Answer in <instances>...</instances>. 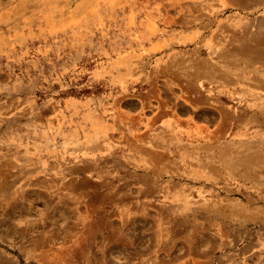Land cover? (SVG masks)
<instances>
[{"label": "rangeland", "instance_id": "1", "mask_svg": "<svg viewBox=\"0 0 264 264\" xmlns=\"http://www.w3.org/2000/svg\"><path fill=\"white\" fill-rule=\"evenodd\" d=\"M89 1L0 0V264H264V73L191 61L264 33V0Z\"/></svg>", "mask_w": 264, "mask_h": 264}, {"label": "bare ground", "instance_id": "2", "mask_svg": "<svg viewBox=\"0 0 264 264\" xmlns=\"http://www.w3.org/2000/svg\"><path fill=\"white\" fill-rule=\"evenodd\" d=\"M80 1V0H79ZM89 1V0H88ZM94 0H90L89 2L91 3V2H93ZM99 1H101V0H99ZM103 2H104V5L106 6V7H109V10L110 9H112L117 3H119L120 2V0H102ZM142 1V0H141ZM166 1V0H165ZM254 1V0H253ZM14 2V1H13ZM83 2V1H82ZM139 2V1H138ZM172 2V1H171ZM186 2H188V1H186ZM193 2V1H192ZM215 2V1H214ZM233 2H235V1H233ZM182 3V2H181ZM222 3V2H221ZM236 3V2H235ZM249 3H250V1H249ZM253 3V2H252ZM89 4V3H88ZM168 4V3H167ZM166 4V5H167ZM217 4V3H216ZM247 4V3H246ZM67 5V4H66ZM69 5V4H68ZM86 5V4H85ZM118 5V4H117ZM127 5V4H126ZM194 5V4H193ZM196 5V4H195ZM212 5V4H211ZM258 5V4H257ZM59 6V5H58ZM76 6V5H75ZM155 6V5H154ZM168 6V5H167ZM236 6V5H235ZM102 7V6H101ZM100 7V8H101ZM140 7V6H139ZM177 7V6H176ZM182 7V6H181ZM192 7V6H191ZM223 7V6H222ZM247 7V6H246ZM61 8V7H60ZM84 8V7H83ZM129 8V7H128ZM128 8H127V10H128ZM136 8V7H135ZM157 8V7H156ZM155 8V9H156ZM183 8H184V6H183ZM236 8V7H235ZM65 9V8H64ZM151 9V8H150ZM165 9V8H164ZM217 9V8H216ZM263 9V8H262ZM117 10V9H116ZM160 10V9H159ZM181 10V9H180ZM185 10V9H184ZM229 10V9H228ZM131 11V10H130ZM147 11V10H146ZM145 11V12H146ZM60 12V11H59ZM142 12V11H141ZM226 12V11H225ZM61 13V12H60ZM184 13V12H183ZM241 13V12H240ZM263 13V12H262ZM108 14V13H107ZM136 14V13H135ZM139 14V13H138ZM144 14V13H143ZM185 14V13H184ZM189 14V13H188ZM224 14V13H223ZM239 14V13H238ZM243 14V13H242ZM246 14H247V12H246ZM3 15V14H2ZM162 15H163V13H162ZM162 15H161V17H162ZM251 15V14H250ZM4 16V15H3ZM229 16H231V15H229ZM255 16V15H254ZM166 17V16H165ZM243 17V16H242ZM202 18V17H201ZM228 18V17H227ZM260 18V17H259ZM206 19V18H205ZM248 19V18H247ZM171 20V19H170ZM180 20V19H179ZM151 20H150V18H147L143 23H142V28H140V32L138 33V35L139 34H141V36L142 37H144V36H149L150 34H153L154 33V26H153V24L150 22ZM155 21V20H154ZM185 21V20H184ZM191 22H192V19L190 20ZM204 21V20H203ZM206 21V20H205ZM258 21H259V19H258ZM85 22V21H84ZM189 22V21H188ZM209 22V21H208ZM242 22V21H241ZM81 23V22H80ZM88 23V22H87ZM113 23V22H112ZM185 23V22H184ZM207 23V22H206ZM116 24V23H115ZM135 24V23H134ZM177 24V23H176ZM195 24V23H194ZM237 24V23H236ZM89 25V24H88ZM175 25V24H174ZM168 26H169V24H168ZM167 26V27H168ZM190 26V25H189ZM222 26V25H221ZM233 26V25H232ZM9 27V26H8ZM85 27V26H84ZM165 27V26H164ZM223 28V27H222ZM225 28V27H224ZM243 28V27H242ZM11 29V28H10ZM82 29V28H81ZM160 29H161V27H160ZM215 29V28H214ZM216 30V29H215ZM231 30V29H230ZM259 30V29H258ZM185 31V30H184ZM225 31H227V30H225ZM232 31H233V28H232ZM247 31V28L245 27V28H243V33L242 34H240V37L239 36H234L235 38H234V40H232V42H229L228 43V47H227V45H226V47H224L222 50H220L219 52L218 51H215V49L213 50V49H210L208 52H207V55H208V60L207 59H205V60H203L202 58H200L199 57V55H197L196 54V56L191 60V61H193L194 62V64L196 65V70L197 71H199V70H201V71H199V72H202V69L204 68V67H206V66H208V67H210L211 68V70H212V72H211V74H205L204 72H202V75L204 76V77H209V78H211L212 80H215L217 83H222V84H224V83H231V82H233L234 80L232 79V78H229V77H226L224 74L226 73V67H227V65H234V64H236V63H240V69L237 71L238 72V74H240V75H248V74H250V73H253V72H255V73H264V33L263 32H258L257 33V35L256 36H254V35H247V34H245L244 32H246ZM176 32V31H175ZM101 33H102V31H101ZM100 33V34H101ZM114 33V32H113ZM159 33V32H158ZM201 33V32H200ZM227 33V32H226ZM263 33V34H262ZM251 34V33H250ZM105 35V34H104ZM138 35H136L137 37H138ZM186 35V34H185ZM228 36V35H227ZM232 36V35H231ZM225 37V36H224ZM146 38V37H145ZM163 38V37H162ZM184 38V37H183ZM189 38V37H188ZM205 38H207V37H205ZM223 37H221L220 38V40L219 41H221L222 42V39ZM202 39V38H201ZM200 39V40H201ZM229 39V38H228ZM231 39V38H230ZM162 40V39H161ZM206 40H208V39H206ZM105 41V40H104ZM120 41V40H119ZM203 41V40H202ZM219 41H216L215 43L216 44H218V42ZM109 43V42H108ZM197 44V43H196ZM195 44V45H196ZM202 44V43H201ZM207 44V43H206ZM170 45V44H169ZM103 46V45H102ZM158 46V43L157 42H152V43H149L148 44V47L147 48H145L144 49V51L146 50H154L156 47ZM177 46V45H176ZM213 46V45H212ZM223 47V46H222ZM173 48V47H172ZM205 48V47H204ZM108 49V48H107ZM166 49V48H165ZM182 50V49H181ZM105 51V50H104ZM205 51V50H204ZM101 52V51H100ZM99 52V53H100ZM106 52V51H105ZM178 52V51H177ZM163 53V52H162ZM173 53H175V52H173ZM184 53V52H183ZM190 53V52H189ZM203 53V52H202ZM156 54V53H155ZM175 54H177V53H175ZM185 54V53H184ZM190 54H192V52L190 53ZM194 54V53H193ZM192 54V55H193ZM190 56V55H189ZM151 57V56H150ZM109 58V57H108ZM167 58V57H166ZM174 59V58H173ZM179 59V58H178ZM142 60H144V59H142ZM155 60V59H154ZM164 60V59H163ZM170 60V59H169ZM172 60V59H171ZM175 60H177V59H175ZM141 62V61H140ZM187 62V61H186ZM192 62V63H193ZM213 62H215V63H218L220 66L218 67V65H216V66H214L213 65ZM138 63V62H137ZM181 63V62H180ZM190 63L191 62H189V65H190ZM136 64V63H135ZM141 64V63H140ZM173 64V63H172ZM251 64H254V65H258L259 66V69L257 70V71H254V70H252V69H250V65ZM114 65V64H113ZM120 65V64H119ZM149 65V64H148ZM171 65V64H170ZM188 65V64H187ZM116 66V65H115ZM141 66V65H140ZM194 66V65H193ZM129 67V66H128ZM132 67V66H131ZM138 67V66H137ZM171 67V66H170ZM115 68V67H114ZM122 68V67H121ZM151 68V67H150ZM172 68V67H171ZM181 68V67H180ZM256 68V67H255ZM111 69H112V67H111ZM162 69V68H161ZM167 69V68H166ZM192 69V68H191ZM235 69V68H234ZM120 70V69H119ZM146 70V69H145ZM172 70V69H171ZM194 70V69H193ZM204 70V69H203ZM121 71L123 72V70L121 69ZM140 71V70H139ZM143 71V70H142ZM179 71V70H178ZM185 71V70H184ZM205 71V70H204ZM233 71H235V70H233ZM120 72V71H119ZM125 72V71H124ZM173 72V71H172ZM176 72V71H175ZM174 73V72H173ZM197 73V72H196ZM209 73V72H208ZM152 74V73H151ZM201 74V73H200ZM156 75V74H155ZM172 75V74H171ZM174 75V74H173ZM177 75V74H176ZM179 75V74H178ZM210 75V76H209ZM164 76V75H163ZM254 76V75H253ZM147 77V76H146ZM175 77V76H174ZM194 77V76H193ZM196 77V76H195ZM245 77V76H244ZM152 78V77H151ZM165 78V77H164ZM189 78V77H188ZM194 79V78H193ZM146 80V79H145ZM144 80V81H145ZM149 80V79H148ZM147 80V81H148ZM159 80V79H158ZM203 80V79H202ZM200 81V80H199ZM198 81V82H199ZM182 82V81H181ZM190 82V81H189ZM196 82V81H195ZM142 83V82H141ZM242 83H243V81H242ZM241 83V84H242ZM181 84V83H180ZM141 86V85H140ZM250 86H251V84H250ZM252 86H259V85H252ZM152 87V86H151ZM245 87H246V85H245ZM260 87V86H259ZM197 88V87H196ZM128 89H129V87H128ZM131 89V88H130ZM141 90V89H140ZM221 90V89H220ZM7 91V90H6ZM158 91V90H157ZM183 91H184V89H183ZM215 91V90H214ZM230 91V90H229ZM212 92V91H211ZM222 92V91H221ZM226 92V91H225ZM245 92V91H244ZM249 92V91H248ZM253 92V91H252ZM263 92V91H262ZM9 93V92H8ZM154 93V92H153ZM209 93V92H208ZM2 94V93H1ZM129 94V93H128ZM179 94V93H178ZM231 94V93H230ZM4 95V94H3ZM139 95V94H138ZM222 95V94H221ZM220 95V96H221ZM244 95V94H243ZM250 95H251V93H250ZM226 96V95H225ZM229 96V95H228ZM233 96V95H232ZM245 96V95H244ZM253 96V95H252ZM252 96H251V98H252ZM158 97V96H157ZM213 97V96H212ZM234 97V96H233ZM247 97V96H246ZM255 97V96H254ZM160 98V97H159ZM222 98V97H221ZM229 98V97H228ZM257 98V97H256ZM219 99V98H218ZM235 99V98H234ZM239 99V98H238ZM246 99V98H245ZM216 100V99H215ZM154 101V100H153ZM162 101V100H161ZM217 101V100H216ZM237 101H239V100H237ZM260 102V101H259ZM225 103V102H224ZM155 104V103H154ZM164 104V103H163ZM148 105V104H147ZM259 105V104H258ZM264 105V104H263ZM259 106H261V105H259ZM150 107V106H149ZM149 109V108H148ZM165 109V108H164ZM250 109V108H249ZM4 110V109H3ZM242 111H243V109H242ZM262 111V110H261ZM125 112V111H124ZM264 112V111H263ZM7 113V112H6ZM238 113H239V111H238ZM241 113V112H240ZM138 114V113H137ZM137 114H135V117H136V115ZM152 114V113H151ZM256 114V113H255ZM262 114V113H261ZM128 115V114H127ZM164 115V114H163ZM190 115V114H189ZM260 115V114H259ZM113 116V115H112ZM123 116V115H122ZM142 116V115H141ZM207 116V115H206ZM7 117V116H6ZM119 117V116H118ZM133 117V116H132ZM131 117V118H132ZM135 117H133V118H135ZM176 117V116H175ZM191 117V116H190ZM260 117V116H259ZM11 119V118H10ZM152 119V118H151ZM165 119H167V118H165ZM135 120V119H134ZM154 120H155V118H154ZM5 121V120H4ZM7 121V120H6ZM129 121V120H128ZM133 121V120H132ZM141 121V120H140ZM146 121H148V120H146ZM158 121V120H157ZM131 122V121H130ZM138 122V121H137ZM150 122V121H149ZM156 122V121H155ZM194 122V121H193ZM135 123V122H134ZM145 123V122H144ZM248 123V122H247ZM246 123V124H247ZM105 124H106V122H105ZM110 124V123H109ZM148 124V123H147ZM197 124V123H196ZM255 124H257V122L255 123ZM132 125V124H131ZM130 125V126H131ZM198 125V124H197ZM240 125V124H239ZM79 126V125H78ZM81 126V125H80ZM96 126L99 128L101 125H99V123L98 124H96ZM104 126V125H103ZM138 126V125H137ZM149 126V125H148ZM194 126V125H193ZM192 126V127H193ZM238 126V125H237ZM248 126V125H247ZM260 126V125H259ZM13 127V126H12ZM86 127V126H85ZM95 127V126H94ZM96 127V128H97ZM82 128V127H81ZM88 128V127H87ZM103 128V127H102ZM150 128V127H149ZM167 128V127H166ZM200 128V127H199ZM206 128V127H205ZM253 128V127H252ZM259 128V127H258ZM93 129V128H92ZM152 129V128H151ZM151 129H149V130H151ZM174 129V128H173ZM198 129V128H197ZM241 129V128H240ZM83 130V129H82ZM87 130V129H86ZM107 130V129H106ZM111 130V129H110ZM136 130V129H135ZM140 130V129H139ZM159 130H160V128H159ZM184 130V129H183ZM182 130V131H183ZM103 131V130H102ZM112 131V130H111ZM180 131H181V129H180ZM179 131V132H180ZM188 131H190V129L188 130ZM200 131V130H199ZM212 131V130H211ZM77 132V131H76ZM76 132H75V134H76ZM83 132V131H82ZM104 132V131H103ZM176 132V131H175ZM70 133V132H69ZM136 133V132H135ZM134 133V134H135ZM156 133V132H155ZM154 133V134H155ZM202 133V132H201ZM228 133V132H227ZM250 133V132H249ZM4 134V133H3ZM101 134V133H100ZM258 134V133H257ZM5 135H6V133H5ZM70 135V134H69ZM87 135V134H86ZM113 135V134H112ZM148 135V134H147ZM179 135V134H178ZM247 135V134H246ZM256 135V134H255ZM110 136V135H109ZM134 136V135H133ZM146 136V135H145ZM182 136V135H181ZM198 136V135H197ZM254 136V135H253ZM264 136V135H263ZM177 137V136H176ZM236 137V136H235ZM242 137V136H241ZM248 137V136H247ZM6 138H8V137H6ZM77 138V137H76ZM183 138V137H182ZM188 138V137H187ZM206 138V137H205ZM238 138V137H237ZM69 139V138H68ZM100 139V138H99ZM102 139V138H101ZM127 139V138H126ZM156 139V138H155ZM162 139V138H161ZM197 139V138H196ZM71 140H73V139H71ZM94 140V139H93ZM96 140V139H95ZM103 140V139H102ZM187 140V139H186ZM192 140V139H191ZM201 140V139H200ZM222 140V139H221ZM101 141V140H100ZM107 141V140H106ZM126 141V140H125ZM188 141V140H187ZM215 141V140H214ZM61 142V141H60ZM109 142V141H108ZM182 142V141H181ZM212 142V141H211ZM18 143V142H17ZM99 143V142H98ZM200 143V142H199ZM207 143V142H206ZM209 143V142H208ZM22 144V143H21ZM62 144V143H61ZM93 144H95V143H93ZM194 144V143H193ZM228 144V143H227ZM25 145V144H24ZM82 145V144H81ZM88 145V144H87ZM175 145V144H174ZM190 145V144H189ZM202 145H203V143H202ZM117 146V145H116ZM192 146H194V145H192ZM197 146V145H196ZM229 146V145H228ZM2 147V146H1ZM7 147V146H6ZM24 147V146H23ZM62 147V146H61ZM94 147V146H93ZM154 147V146H153ZM187 147V146H186ZM185 147V148H186ZM198 147V146H197ZM48 148V147H47ZM51 148V147H50ZM49 148V149H50ZM73 148V147H72ZM127 148V147H126ZM230 148V147H229ZM5 149H7V148H5ZM44 149V148H43ZM54 149V148H53ZM122 149V148H121ZM16 150V149H15ZM69 150H70V148H69ZM114 150V149H113ZM168 150V149H167ZM39 151V150H38ZM55 151H57V150H55ZM115 151V150H114ZM120 151V150H119ZM178 151V150H177ZM215 151V150H214ZM8 152V151H7ZM17 152V151H16ZM24 152V151H23ZM28 152V151H27ZM75 152V151H74ZM79 152V151H78ZM106 152V151H105ZM127 152V151H126ZM217 152V151H216ZM39 153V152H38ZM107 153V152H106ZM120 153V152H119ZM135 153V152H134ZM185 153V152H184ZM3 154V153H2ZM50 154V153H49ZM56 154V153H55ZM93 154V153H92ZM100 154V153H99ZM103 154V153H102ZM230 154V153H229ZM11 155V154H10ZM52 155V154H51ZM50 155V156H51ZM91 155V154H90ZM121 155V154H120ZM183 155V154H182ZM225 155V154H224ZM26 156V155H25ZM40 156V155H39ZM46 156V155H45ZM59 156V155H58ZM93 156V155H92ZM165 156V155H164ZM163 156V157H164ZM201 156V155H200ZM67 157V156H66ZM138 157V156H137ZM190 157V156H189ZM3 158V157H2ZM12 158H13V156H12ZM33 158V157H32ZM60 158V157H59ZM75 158V157H74ZM84 158V157H83ZM100 158H103V157H100ZM228 158V157H227ZM48 159V158H47ZM81 158H79L78 160H80ZM140 159V158H139ZM225 159V158H224ZM40 160V159H39ZM86 160V159H85ZM98 160V159H97ZM101 160V159H100ZM110 160V159H109ZM118 160V159H117ZM142 160V159H141ZM175 160V159H174ZM14 161V160H13ZM120 161V160H119ZM24 162V161H23ZM37 162V161H36ZM49 162V161H48ZM55 162V161H54ZM61 162V161H60ZM101 162H103V161H101ZM27 163V162H26ZM33 163H35V162H33ZM57 163V162H56ZM106 163V162H105ZM107 163H108V161H107ZM106 163V164H107ZM123 163V162H122ZM137 163V162H136ZM203 163V162H202ZM65 164V163H64ZM83 164H85V162H83ZM105 164V165H106ZM109 164V163H108ZM139 164V163H138ZM141 164V163H140ZM26 165V164H25ZM89 165V164H88ZM98 165V164H97ZM9 166V165H8ZM45 166V165H44ZM56 166V165H55ZM84 166V165H83ZM86 166V165H85ZM115 166V165H114ZM178 166V165H177ZM37 167V166H36ZM63 167V166H62ZM82 167V166H81ZM87 167V166H86ZM101 167V166H100ZM124 167V166H123ZM141 167V166H140ZM158 167V166H157ZM9 168V167H8ZM12 168V167H11ZM67 168V167H66ZM97 168V167H96ZM144 168V167H143ZM41 169V168H40ZM49 169V168H48ZM47 169V170H48ZM71 169V168H70ZM87 169V168H86ZM158 169V168H157ZM210 169V168H209ZM229 169V168H228ZM3 170V169H2ZM17 170V169H16ZM76 170H78V169H76ZM121 170V169H120ZM119 170V171H120ZM72 171V170H71ZM152 171V170H151ZM160 171V170H159ZM197 171V170H196ZM2 172V171H1ZM15 172V171H14ZM27 172V171H26ZM46 172V171H45ZM50 172V171H49ZM201 172V171H200ZM228 172H229V170H228ZM8 173V172H7ZM44 173V172H43ZM120 173V172H119ZM137 173V172H136ZM135 173V174H136ZM183 173V172H182ZM191 173V172H190ZM196 173V172H195ZM227 173V172H226ZM48 174V173H47ZM84 174V173H83ZM106 174H107V172H106ZM110 174V173H109ZM139 174V173H138ZM166 174V173H165ZM201 174V173H200ZM26 175V174H25ZM93 175H95V174H93ZM153 175V174H152ZM157 175V174H156ZM167 175V174H166ZM47 176V175H46ZM88 176V175H87ZM158 176V175H157ZM165 176V175H164ZM171 176H174V175H171ZM207 176V175H206ZM52 177V176H51ZM50 177V178H51ZM60 177V176H59ZM104 177V176H103ZM107 177V176H106ZM105 177V178H106ZM132 177V176H131ZM162 177V176H161ZM204 177V176H203ZM219 177V176H218ZM5 178V177H4ZM73 178V177H72ZM108 178V177H107ZM23 179V178H22ZM138 179V178H137ZM167 179V178H166ZM171 179V178H170ZM179 179V178H178ZM191 179V178H190ZM189 179V180H190ZM204 179V178H203ZM222 179V178H221ZM85 180H87V179H85ZM97 180H98V178H97ZM106 180V179H105ZM108 180V179H107ZM141 180V179H140ZM200 180V179H199ZM206 180V179H205ZM58 181V180H57ZM100 181V180H99ZM112 181V180H111ZM40 182V181H39ZM43 182V181H42ZM52 182V181H51ZM67 182V181H66ZM93 182V181H92ZM96 182V181H95ZM107 182V181H106ZM119 182V181H118ZM126 182V181H125ZM132 182V181H131ZM161 182V181H160ZM164 182V181H163ZM190 182V181H189ZM64 183H65V181H64ZM141 183V182H140ZM195 183V182H194ZM212 183V182H211ZM94 184V183H93ZM125 184V183H124ZM129 184V183H128ZM154 184V183H153ZM172 184V183H171ZM28 185V184H27ZM50 185V184H49ZM114 185V184H113ZM134 185V184H133ZM151 185V184H150ZM157 185V184H156ZM199 185H201V183L199 184ZM198 185V186H199ZM14 186V185H13ZM30 186V185H29ZM97 186V185H96ZM110 186V185H109ZM135 186V185H134ZM162 186V185H161ZM1 187V186H0ZM27 187V186H26ZM51 187H53V186H51ZM59 187V186H58ZM101 187V186H100ZM103 187V186H102ZM114 187V186H113ZM132 187V186H131ZM212 187H213V185H212ZM211 187V188H212ZM220 187H221V185H220ZM11 188V187H10ZM48 188V187H47ZM60 188V187H59ZM149 188V187H148ZM207 188V187H206ZM49 189V188H48ZM67 189V188H66ZM108 189V188H107ZM158 189V188H157ZM2 190V189H1ZM16 190V189H15ZM89 190V189H88ZM150 190V189H149ZM152 190H154L153 188H152ZM184 190V189H183ZM211 190V189H210ZM73 191V190H72ZM115 191V190H114ZM122 191V190H121ZM130 191V190H129ZM134 191V190H133ZM189 191V190H188ZM220 191V190H219ZM11 192V191H10ZM79 192V191H78ZM127 192V191H126ZM21 193V192H20ZM143 193V192H142ZM158 193V192H157ZM164 193V192H163ZM181 193V192H180ZM200 193V192H199ZM79 194V193H78ZM82 194V193H81ZM80 194V195H81ZM133 194V193H132ZM146 194V193H145ZM165 194V193H164ZM167 194V193H166ZM189 194H190V192H189ZM116 195V194H115ZM152 195V194H151ZM156 195V194H155ZM175 195H177V194H175ZM207 195V194H206ZM209 195V194H208ZM224 195V194H223ZM5 196V195H4ZM92 196V195H91ZM101 196V195H100ZM117 196V195H116ZM125 196H126V194H125ZM140 196V195H139ZM171 196V195H170ZM6 197V196H5ZM219 197V196H218ZM63 198V197H62ZM65 198H67V196L65 197ZM70 198V197H69ZM102 198V197H101ZM113 198V197H112ZM132 198V197H131ZM130 198V199H131ZM134 198V197H133ZM147 198V197H146ZM82 199V198H81ZM128 199V198H127ZM155 199V198H154ZM153 199V200H154ZM159 199V198H158ZM185 199V198H184ZM90 200V199H89ZM11 201V200H10ZM75 201V200H74ZM147 201V200H146ZM172 201V200H171ZM225 201V200H224ZM5 202V201H4ZM3 202V203H4ZM95 202V201H94ZM131 202V201H130ZM129 202V203H130ZM157 202V201H156ZM179 202V201H178ZM216 202V201H215ZM10 203V202H9ZM66 203V202H65ZM75 203V202H74ZM117 203V202H116ZM126 203V202H125ZM171 203V202H170ZM82 204H83V202H82ZM110 204V203H109ZM113 204V203H112ZM123 204V203H122ZM121 204V205H122ZM150 204V203H149ZM185 204V203H184ZM126 205V204H125ZM160 205V204H159ZM81 206V205H80ZM107 206V205H106ZM109 206V205H108ZM131 206V205H130ZM186 206V205H185ZM88 207V206H87ZM169 207V206H168ZM167 207V208H168ZM192 207V206H191ZM218 207V206H217ZM110 208V207H109ZM116 208V207H115ZM122 208V207H121ZM134 208V207H133ZM172 208V207H171ZM199 208V207H198ZM78 209V208H77ZM84 209V208H83ZM149 209V208H148ZM166 209V208H165ZM174 209V208H173ZM185 209V208H184ZM82 210V209H81ZM71 211V210H70ZM74 211V210H73ZM181 211V210H180ZM210 211V210H209ZM208 211V212H209ZM1 212V211H0ZM60 213V212H59ZM100 213V212H99ZM116 213H117V211H116ZM172 213V212H171ZM226 213V212H225ZM63 214V213H62ZM91 214H92V212H91ZM209 214V213H208ZM76 215V214H75ZM82 215H84V214H82ZM81 215V216H82ZM86 215V214H85ZM177 215V214H176ZM216 215V214H215ZM63 217V216H62ZM89 217V216H88ZM112 217V216H111ZM110 217V218H111ZM175 217V216H174ZM182 217V216H181ZM177 218V217H176ZM214 218V217H213ZM102 219V218H101ZM121 219V218H120ZM163 219H165V218H163ZM188 219V218H187ZM191 219V218H190ZM193 219V218H192ZM208 219V218H207ZM4 220V219H3ZM2 220V221H3ZM62 220V219H61ZM70 220V219H69ZM194 220V219H193ZM206 220V219H205ZM219 220V219H218ZM71 221V220H70ZM96 221V220H95ZM103 221V220H102ZM101 221V222H102ZM111 221V220H110ZM182 221V220H181ZM226 221V220H225ZM224 221V222H225ZM8 222V221H7ZM72 222V221H71ZM77 222V221H76ZM91 222V221H90ZM162 222V221H161ZM203 222V221H202ZM220 222V221H219ZM68 223V222H67ZM123 223V222H122ZM186 223V222H185ZM184 223V224H185ZM188 223V222H187ZM6 224V223H5ZM9 224V223H8ZM85 224V223H84ZM118 224V223H117ZM170 224V223H169ZM179 224V223H178ZM208 224V223H207ZM90 225V224H89ZM94 225V224H93ZM100 225V224H99ZM94 226H96V225H94ZM218 226V225H217ZM71 227V226H70ZM76 227V226H75ZM91 227V226H90ZM100 227V226H99ZM106 227V226H105ZM113 227V226H112ZM111 227V228H112ZM124 227V226H123ZM175 227V226H174ZM188 227V226H187ZM193 227V226H192ZM59 228V227H58ZM66 228V227H65ZM88 228V227H87ZM102 228V227H101ZM110 228V227H109ZM191 228V227H190ZM10 229V228H9ZM169 229V228H168ZM97 230V229H96ZM129 230V229H128ZM197 230V229H196ZM195 230V231H196ZM213 230V229H212ZM63 232V231H62ZM65 232V231H64ZM84 232V231H83ZM89 232V231H88ZM117 232V231H116ZM115 232V233H116ZM170 232V231H169ZM173 232H174V230H173ZM209 232V231H208ZM224 232V231H223ZM68 233V232H67ZM94 233V232H93ZM119 233H121V232H119ZM194 233V232H193ZM99 234V233H98ZM116 234H118V233H116ZM187 234H189V233H187ZM223 234V233H222ZM70 235V234H69ZM88 235V234H87ZM180 235V234H179ZM64 236H66V235H64ZM72 236V235H71ZM70 236V237H71ZM90 236V235H89ZM109 236V235H108ZM184 236V235H183ZM208 236V235H207ZM52 237H53V232H52ZM91 237V236H90ZM116 237V236H115ZM51 238V237H50ZM61 238V237H60ZM75 238V237H74ZM82 238V237H81ZM183 238V237H182ZM210 238V237H209ZM42 239V238H41ZM110 239V238H109ZM223 239V238H222ZM90 240V239H89ZM89 240H88V242H89ZM95 240V239H94ZM163 240V239H162ZM176 240V239H175ZM185 240H187V239H185ZM45 240H43V242H44ZM114 241V240H113ZM131 241V240H130ZM136 241V240H135ZM134 241V242H135ZM188 241V240H187ZM214 241V240H213ZM93 242V241H92ZM91 242V243H92ZM94 242H97V241H94ZM133 242V243H134ZM145 242V241H144ZM208 242V241H207ZM57 243V242H56ZM65 243H66V241H65ZM71 243V242H70ZM110 243V242H109ZM47 244V243H46ZM90 244V243H89ZM94 244V243H93ZM97 244V243H96ZM130 244V243H129ZM45 245V244H44ZM88 245V244H87ZM151 245V244H150ZM160 245H163L164 246V244H160ZM106 246V245H105ZM173 246V245H172ZM180 246V245H179ZM67 247V246H66ZM107 247V246H106ZM139 247V246H138ZM200 247V246H199ZM221 247H222V245H221ZM53 248V247H52ZM126 248V247H125ZM165 248V247H164ZM54 249V248H53ZM73 249V248H72ZM136 249V248H135ZM219 249V248H218ZM217 249V250H218ZM64 250V249H63ZM93 250V249H92ZM114 250V249H113ZM167 250V249H166ZM178 251V250H177ZM180 251V250H179ZM41 252H42V250H41ZM79 252V251H78ZM83 252V251H82ZM169 252V251H168ZM64 253V252H63ZM103 253V252H102ZM38 254V253H37ZM69 254V253H68ZM72 254H73V252H72ZM76 254V253H75ZM104 254V253H103ZM109 254V253H108ZM137 254V253H136ZM82 255V254H81ZM84 255V254H83ZM68 256V255H67ZM78 256V255H77ZM104 256V255H103ZM112 256H114V255H112ZM154 256V255H153ZM157 256V255H156ZM213 256V255H212ZM38 257V256H37ZM44 257V256H43ZM85 257V256H84ZM50 258V257H49ZM66 258V257H65ZM77 258V257H76ZM94 258V257H93ZM189 258V257H188ZM59 259V258H58ZM68 259V258H67ZM95 259V258H94ZM109 259V258H108ZM193 259V258H192ZM100 260V259H99ZM104 260V259H103ZM161 260V259H160ZM199 260V259H198ZM45 261V260H44ZM67 261V260H66ZM153 261V260H152ZM193 261V260H192ZM49 262V261H48ZM68 262V261H67ZM106 262V261H105ZM138 262H139V260H138ZM160 262V261H159ZM196 262V261H195ZM209 262V261H208ZM39 263V262H38ZM41 263V262H40ZM57 263V262H56ZM182 263V262H181ZM198 263V262H197ZM203 263V262H202ZM136 264H138V263H136ZM141 264V263H140ZM149 264V263H148ZM224 264V263H223Z\"/></svg>", "mask_w": 264, "mask_h": 264}, {"label": "crops", "instance_id": "3", "mask_svg": "<svg viewBox=\"0 0 264 264\" xmlns=\"http://www.w3.org/2000/svg\"><path fill=\"white\" fill-rule=\"evenodd\" d=\"M183 37H185L184 35H181V36H176V38H175V40H182L183 39ZM182 112H184L185 114V116H187V114H186V112L187 111H190L188 108H186V107H181V108H179ZM176 120H178V119H176Z\"/></svg>", "mask_w": 264, "mask_h": 264}]
</instances>
